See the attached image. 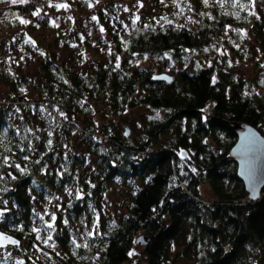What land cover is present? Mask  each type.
Here are the masks:
<instances>
[{"label": "trees", "instance_id": "1", "mask_svg": "<svg viewBox=\"0 0 264 264\" xmlns=\"http://www.w3.org/2000/svg\"><path fill=\"white\" fill-rule=\"evenodd\" d=\"M55 1L0 0V40L7 28L30 30ZM170 5L128 25L119 4L100 11L113 47L87 70L55 51L34 71L0 60V229L20 241L7 248L25 262L39 251L57 264H169L174 255L188 264H264V190L252 200L231 157L242 125L264 135V7ZM248 37L259 47L253 79L230 70L246 59L235 45ZM209 50L213 60L193 58ZM169 72L172 81H154ZM137 109L150 116L139 129L127 118L129 136L115 119ZM120 187L130 188L127 210L107 217Z\"/></svg>", "mask_w": 264, "mask_h": 264}, {"label": "rangeland", "instance_id": "2", "mask_svg": "<svg viewBox=\"0 0 264 264\" xmlns=\"http://www.w3.org/2000/svg\"><path fill=\"white\" fill-rule=\"evenodd\" d=\"M82 1L56 0L37 19L30 30L26 31V26L21 29L7 28L4 33L7 32L8 35L0 40L1 45H3L4 39L6 44L0 50V60L3 59L2 61L6 63L15 62L20 67L34 71L39 68L40 63L46 56L55 51L72 62H79L85 70L90 69L99 62L106 61L113 47L106 32L101 30L104 27L99 19L100 11H105V8L112 4H119L122 11L118 17L125 25L130 22L147 23L162 17L171 10L170 2L174 0H84L89 4L88 8L81 6ZM253 2L258 5L259 11L264 7L262 0H253ZM65 4L68 7H59V5ZM44 16H47V20L50 21V27L45 23ZM93 17H96V19H93ZM136 17H139V19H136ZM23 23H28L29 26L33 24L30 18H23ZM235 46L243 51L246 59L233 61L230 70L242 78H255L258 73L256 56L259 47L254 42V38L248 37L243 44H236ZM227 53L230 56H237L230 49L227 50ZM216 55L215 52L209 50L202 54L194 53L193 58L204 62L207 59L213 60ZM151 63L153 62L149 60L143 66H150ZM155 64L156 66H162L166 62ZM170 74L169 72L168 75ZM3 90L0 87V103L6 97V94L2 93ZM106 115L107 112L103 113V118L96 119V121L103 122L107 120ZM149 116L148 110L137 109L129 112L123 118H116L115 123L121 130H129L128 135L133 136L136 135V131L132 129L133 126L131 127L129 123H126L127 118H131L134 121V127L139 129L146 123ZM202 192L204 198L212 199V192L207 184L202 186ZM129 201L130 188H116L108 198L107 204H105L106 216L109 217L110 214L121 216L126 212ZM0 258L4 259V261L0 259V264H57L39 251L36 252L32 262H25L23 253L16 252L13 248H5L0 251ZM20 259H24L23 263H20ZM169 264H188V261L185 259L177 261L176 255H174Z\"/></svg>", "mask_w": 264, "mask_h": 264}, {"label": "water", "instance_id": "3", "mask_svg": "<svg viewBox=\"0 0 264 264\" xmlns=\"http://www.w3.org/2000/svg\"><path fill=\"white\" fill-rule=\"evenodd\" d=\"M162 80L172 81L173 78L168 74H158L154 77V81ZM231 157L238 164L239 178L245 184L250 198L258 200L264 190V135L255 127L242 125L238 131V141L232 149ZM0 234H2L0 249L20 245L18 239L1 229ZM13 240L18 243H12ZM23 261L24 259H20L21 263Z\"/></svg>", "mask_w": 264, "mask_h": 264}, {"label": "snow or ice", "instance_id": "4", "mask_svg": "<svg viewBox=\"0 0 264 264\" xmlns=\"http://www.w3.org/2000/svg\"><path fill=\"white\" fill-rule=\"evenodd\" d=\"M11 2H12L13 4H15V3L17 2V0H11ZM205 3H207V0H205ZM59 7H68V5H66V4H65V5H59ZM93 19H96V17H93ZM136 19H139V17H136ZM101 30L103 31V29H101ZM164 55H165V56H168L169 54H168V53H165ZM117 66H118V65H117ZM163 78L167 79L166 77H163ZM61 115H63V113H61ZM157 116H158V114H157ZM51 143H52V141L49 140V141H48V144L51 145ZM25 159H27V157H26ZM56 219H57L56 216L53 214V215L51 216V220H52L53 223H49V224L47 225V227H48L49 229H53V224H54V222L56 221ZM64 223H67V220H65ZM34 231H37V232H38L39 230H38V229H34ZM0 236H2V234H0ZM48 239H49V240L52 239L51 235L48 236ZM45 242H47V241H45ZM12 243H14V244H15V243H18V241L13 240ZM78 246H79V245H77V247H78ZM129 255H132V253H129Z\"/></svg>", "mask_w": 264, "mask_h": 264}]
</instances>
